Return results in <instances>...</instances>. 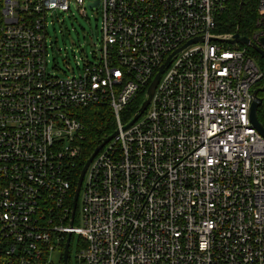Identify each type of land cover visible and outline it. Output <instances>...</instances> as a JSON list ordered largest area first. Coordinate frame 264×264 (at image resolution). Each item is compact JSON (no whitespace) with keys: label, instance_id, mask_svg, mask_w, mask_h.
<instances>
[{"label":"built area","instance_id":"built-area-1","mask_svg":"<svg viewBox=\"0 0 264 264\" xmlns=\"http://www.w3.org/2000/svg\"><path fill=\"white\" fill-rule=\"evenodd\" d=\"M234 1L98 0L100 55L62 77L47 72V16L85 0H0V264H52L75 234L77 264H264V137L249 119L264 62L212 40L232 34L214 29ZM199 36L123 129L124 108ZM247 37L264 51V0ZM95 104L117 134L89 163L70 223L77 111Z\"/></svg>","mask_w":264,"mask_h":264},{"label":"rangeland","instance_id":"rangeland-1","mask_svg":"<svg viewBox=\"0 0 264 264\" xmlns=\"http://www.w3.org/2000/svg\"><path fill=\"white\" fill-rule=\"evenodd\" d=\"M70 7L67 11L53 10L47 16V72L55 76L79 75L87 62H94L100 55L101 21L100 7ZM84 10V11H83ZM263 96V93H261ZM124 108L122 115L126 114ZM82 192L79 194L75 223L80 217ZM80 237L73 235L69 247V264H77ZM52 264L61 263V250L50 254Z\"/></svg>","mask_w":264,"mask_h":264},{"label":"trees","instance_id":"trees-1","mask_svg":"<svg viewBox=\"0 0 264 264\" xmlns=\"http://www.w3.org/2000/svg\"><path fill=\"white\" fill-rule=\"evenodd\" d=\"M256 2L257 0H244L241 7L239 0L231 2L228 7L217 16L214 32L222 34L234 33L238 30L241 34L249 36L250 31L254 27ZM248 50L260 63L264 62L262 57L254 50L250 48ZM259 95L261 96V93H259ZM142 97L143 92H140L138 97L125 108L127 110L126 114L123 115L125 119H128L135 112ZM77 116L83 128L80 132L81 136L78 143L79 156L74 172L73 183L76 182L82 165L94 147L104 136L110 134L115 129L113 112L107 105L95 104L81 107L77 111ZM257 117L264 125V110L262 105L257 108Z\"/></svg>","mask_w":264,"mask_h":264},{"label":"water","instance_id":"water-1","mask_svg":"<svg viewBox=\"0 0 264 264\" xmlns=\"http://www.w3.org/2000/svg\"><path fill=\"white\" fill-rule=\"evenodd\" d=\"M243 2H244V0H240V7L242 6ZM97 4H98V0H96L95 2H92V3H88L87 6L91 8L93 6H96ZM202 40H203V38L201 36L190 39L183 46L176 49L174 52H172L165 59V61L160 65L159 69L155 73V75L152 78V80L150 81V83L147 85L138 108L135 110V112L129 117V119L122 126L123 129L128 128L139 116H141V114H143V112L145 111V109L147 108V106L151 100L154 89L156 87V84H157L162 72L165 70V68L167 67V65L171 61V59L174 58L181 50H183L189 44L194 43V42H198V41H202ZM212 40L231 43V44L245 45V46L249 47L250 49L254 50L256 53H258L262 57V59L264 60V51L259 46L254 44L246 35L241 34L238 30H236L234 33L230 34V37H228V38H212ZM261 42L264 44V37L261 39ZM258 92H264V82H263L262 86H260L258 89L254 90V92H253L254 99H253L251 106H250V109H249V119H250L252 126L257 130V132L262 137H264V125L259 121V119L257 117V108L259 107V104L261 101L260 97L257 94ZM116 134H117V129H114L110 134L104 136L99 141V143L94 147V149L92 150V152L89 154V156L85 160L84 164L82 165L80 172H79V175H78V178H77V181H76L74 193H73L70 223L73 220V216H74V213H75V210L77 207V201H78V196H79L83 176L87 170L89 163L91 162V160L95 156V154L98 152V150L104 144H106L109 140L114 138ZM69 243H70V235H68V237L65 241L64 247H63L62 256H61V262H62L61 264H69Z\"/></svg>","mask_w":264,"mask_h":264},{"label":"flooded vegetation","instance_id":"flooded-vegetation-1","mask_svg":"<svg viewBox=\"0 0 264 264\" xmlns=\"http://www.w3.org/2000/svg\"><path fill=\"white\" fill-rule=\"evenodd\" d=\"M258 54V53H257Z\"/></svg>","mask_w":264,"mask_h":264}]
</instances>
